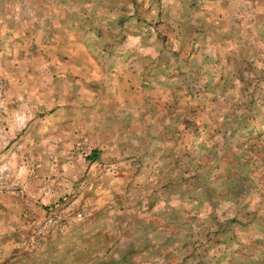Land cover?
Masks as SVG:
<instances>
[{"label": "rangeland", "instance_id": "374dc122", "mask_svg": "<svg viewBox=\"0 0 264 264\" xmlns=\"http://www.w3.org/2000/svg\"><path fill=\"white\" fill-rule=\"evenodd\" d=\"M0 264H264V0H0Z\"/></svg>", "mask_w": 264, "mask_h": 264}, {"label": "trees", "instance_id": "16d2710c", "mask_svg": "<svg viewBox=\"0 0 264 264\" xmlns=\"http://www.w3.org/2000/svg\"><path fill=\"white\" fill-rule=\"evenodd\" d=\"M93 153H94V155H96L97 154V151H94Z\"/></svg>", "mask_w": 264, "mask_h": 264}, {"label": "built area", "instance_id": "2783aa9c", "mask_svg": "<svg viewBox=\"0 0 264 264\" xmlns=\"http://www.w3.org/2000/svg\"><path fill=\"white\" fill-rule=\"evenodd\" d=\"M51 221H52V219H51Z\"/></svg>", "mask_w": 264, "mask_h": 264}]
</instances>
